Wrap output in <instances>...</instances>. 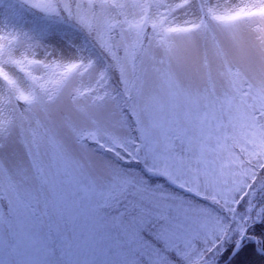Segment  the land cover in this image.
<instances>
[{
    "label": "snow or ice",
    "instance_id": "1",
    "mask_svg": "<svg viewBox=\"0 0 264 264\" xmlns=\"http://www.w3.org/2000/svg\"><path fill=\"white\" fill-rule=\"evenodd\" d=\"M19 3L45 22H70L103 64L83 47L65 57L29 31L0 28V189L19 200L29 178L58 187L71 140L107 163L80 183L74 204L60 196L41 207L36 192L25 207L42 229L91 228L99 264H214L233 235L238 251L264 218L255 203L264 192V0ZM242 30L244 54L220 90L189 71L210 45L228 63Z\"/></svg>",
    "mask_w": 264,
    "mask_h": 264
},
{
    "label": "rangeland",
    "instance_id": "2",
    "mask_svg": "<svg viewBox=\"0 0 264 264\" xmlns=\"http://www.w3.org/2000/svg\"><path fill=\"white\" fill-rule=\"evenodd\" d=\"M125 2L131 3L132 0H125ZM0 28L29 31L44 45L53 47L57 54L65 57L74 55L76 48L80 47L77 42H71L75 47H70L69 41L55 35L38 36L31 31L30 23L19 24L9 20L1 8ZM246 35V30L237 33L242 46L229 56L228 63L218 57L210 45L207 54L201 53L198 58L190 61L189 71L205 78L210 75L216 83L217 89L220 90L221 84L226 81V77L222 74L226 73L229 67L237 65L239 57L244 54L243 41ZM85 54L87 53L85 52ZM234 70L235 68H233ZM197 82L199 81L197 80ZM66 145L69 167L67 174L61 175L58 187L50 190L47 187H41L36 180L29 178L27 183L20 184L19 200L9 198L7 184L4 189H0L5 192L4 197L0 198V264H99L96 257L101 251L100 240L95 238V232L91 228L78 227L74 232L71 229L61 232H57L54 228L51 230L42 229L34 222L33 209L25 207V204L35 196L37 191L40 192L41 207H44L45 203L56 201L60 196H63L69 204H74L77 200L74 193L78 191L80 183L89 179L90 175L99 174L103 170V165L107 163L101 158L81 150L71 140H67ZM17 150L19 151L18 148ZM19 154L22 159V152ZM89 161L92 167H86L83 174L77 175L72 171L73 166L77 163L86 164ZM6 163L13 178L19 180L15 170L17 161L11 159ZM153 179L159 182L162 178L154 177ZM32 202L35 201L32 200ZM49 210L52 211L51 208ZM81 232H84L85 235L82 236ZM54 252L58 256V260L54 259Z\"/></svg>",
    "mask_w": 264,
    "mask_h": 264
},
{
    "label": "trees",
    "instance_id": "3",
    "mask_svg": "<svg viewBox=\"0 0 264 264\" xmlns=\"http://www.w3.org/2000/svg\"><path fill=\"white\" fill-rule=\"evenodd\" d=\"M125 2V0H122ZM0 8L9 20L22 24L24 22L30 23V29L38 36L55 35L63 38L69 42H77L80 47L85 48L87 54L97 56L98 63L103 64V60L99 58V53L91 47L88 37L83 32L79 31L72 24L58 21V22H45L39 15L29 14L24 10L19 3V0H0ZM45 26L47 30L45 31ZM150 31V26L147 29ZM54 87V85H52ZM24 103H21L23 105ZM134 167V166H132ZM255 203L257 207L264 206V192H258L255 197ZM247 205V198L242 201L239 206V211L243 213L244 208ZM218 215L224 218L225 222H228V218L219 209H215ZM255 213H253L254 215ZM246 234L254 237L259 243H253L246 240L242 243L237 253L226 264H264V254L260 253L257 247L264 252V218H261L259 222H252L247 226ZM235 235H233L228 241L223 244V251L218 256L213 257L214 264L224 263L232 250L234 249ZM54 259L58 260V256L53 254Z\"/></svg>",
    "mask_w": 264,
    "mask_h": 264
},
{
    "label": "water",
    "instance_id": "4",
    "mask_svg": "<svg viewBox=\"0 0 264 264\" xmlns=\"http://www.w3.org/2000/svg\"><path fill=\"white\" fill-rule=\"evenodd\" d=\"M246 239H250V240H252V241H254L255 242V240L253 239V238H251V237H249V236H245V237H243L242 238V242L244 241V240H246ZM242 244V243H241ZM236 253V251L234 252V249H233V251H232V253L230 254V256H229V258L227 259V261L225 262V263H223V264H226L233 256H234V254Z\"/></svg>",
    "mask_w": 264,
    "mask_h": 264
}]
</instances>
